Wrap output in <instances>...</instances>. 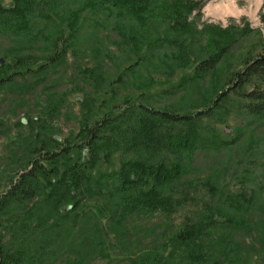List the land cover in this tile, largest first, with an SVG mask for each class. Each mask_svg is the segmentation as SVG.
<instances>
[{
  "label": "trees",
  "instance_id": "16d2710c",
  "mask_svg": "<svg viewBox=\"0 0 264 264\" xmlns=\"http://www.w3.org/2000/svg\"><path fill=\"white\" fill-rule=\"evenodd\" d=\"M208 1L0 0V100L22 97L21 111L30 93L47 100L37 104L45 116L29 109L21 119L40 130L0 195V214L22 240L17 251L0 248V264H28L48 234L61 248L106 255L122 242L134 264H247L261 253L264 171L249 160L259 141L246 127L264 128V37L245 19L200 28ZM87 26L110 41L85 39ZM160 72L179 75L158 86ZM60 74L70 76L57 82ZM70 89L82 93L75 126L65 138L48 135L75 114L64 110ZM190 92L209 103L192 112L161 106ZM221 109L247 119L233 137L205 122ZM237 150L244 171L205 176L195 166L198 155Z\"/></svg>",
  "mask_w": 264,
  "mask_h": 264
},
{
  "label": "rangeland",
  "instance_id": "374dc122",
  "mask_svg": "<svg viewBox=\"0 0 264 264\" xmlns=\"http://www.w3.org/2000/svg\"><path fill=\"white\" fill-rule=\"evenodd\" d=\"M12 3L13 0H4L5 5H10ZM263 3L264 0H210L203 8V17L198 25L201 28L202 22L206 21L213 22L221 26H228L231 23L242 24L243 19H245V21L249 22L253 28H260L261 34H263L264 37V22L261 20ZM88 29L89 26H87L85 30ZM88 31V33L85 32L84 34L85 39L97 38L98 40L103 41L104 45L110 41V39L102 33L95 32L92 29H89ZM245 43L247 45L249 44L247 42ZM246 44L241 47L239 46L240 48L237 49H241L240 51H243L246 47H248ZM92 50H94V48ZM5 62L6 59L0 56V65ZM70 62L71 61H69V63ZM159 68L161 70L164 69L162 67ZM159 74L163 84H159L158 86L176 81L177 76L179 75H177L176 72L171 75L165 72H160ZM69 76L70 75L60 74L57 78L62 77L60 78L61 81L57 82H62L66 78H69ZM67 93L64 110L67 109L75 114L69 113L67 118H62L59 131L58 129L52 130L51 128L47 132L48 135L54 136L55 134H59L65 138L75 126L80 111L79 99L82 97V93L74 92V89H70ZM202 94H205V92ZM0 96L6 97L7 95H5V93H1ZM32 96V93L26 95V98L28 99L25 101V104L28 105V107L22 111L20 109L21 107L15 109V104L23 102L22 97L19 98L16 94L9 97L10 99L15 100L13 103H10L8 97L7 102L5 100H0V102H3V104L0 103L2 108L7 109L9 107L7 115L1 114L0 112V121L4 120V123L0 125V195L8 188L10 179L15 176L17 172L26 164L27 154L24 152V148L27 147L31 136L35 135L40 130V127H32L21 123V119L27 117L28 115L26 110L29 111L30 109L32 115L39 114L45 116L43 110L39 109V106L37 105L40 101L43 103V106H47L45 95L36 96L34 98H32ZM208 99H210V97L207 93L202 96L196 94V92H190L183 97L175 96L171 100H168L166 105L161 104V106H166L176 112H192L204 108L210 101ZM221 111H223L221 115H218L220 112L219 110L217 112L218 114H216L218 116L215 115L207 118L205 122L210 125L209 129L214 128L223 137H233L237 132V127L239 125H243L247 119H243L241 114L234 109H221ZM71 116L72 119H69ZM246 129L247 132L251 134V137L253 135L259 141V144L254 147L255 149L250 154L253 158H249V160L256 162L254 166H256L258 162V165L256 166V172L258 174L259 172L264 171V165L262 162L264 160V128L260 129L259 125L255 126V128L253 125H248ZM249 141L250 140L248 139L246 142L249 143ZM238 150L235 151V153H231L228 157L225 155H215L213 157L198 155L196 157L195 166H197L201 173H203V175L205 174V176L212 171V168H216V170L221 171L225 170L223 169L224 166L230 168L228 174H232V170L244 171V167L246 166L248 160H244L246 163H243V161L239 162V159L243 158V153ZM250 168L248 167L246 170L253 172ZM106 200L107 198L102 199L101 197L97 199V201L100 202H106ZM38 207L41 208V205L39 204ZM33 208L37 211V207L34 206ZM12 209L13 210L11 212L16 211L15 208ZM28 212L29 210L23 212L21 216L26 215ZM6 220L7 217L0 214V248L10 247L11 251H17V249L21 248L20 241L22 242V240L19 238L21 234H18L19 237L13 238L15 234L9 230L7 226L9 222ZM73 222L76 224L79 222V219L72 220L71 223ZM32 241L35 242L36 237L33 236ZM60 241L63 240L61 239ZM38 242V244L36 243L33 245V249L35 250L37 247L40 251H31L32 256L28 260V264H134L133 262L136 259V257L131 254L132 251H128L123 247L124 243L122 242L109 245L110 247L107 255L94 246V248H90L89 250H80L76 243L73 247H71V249L61 248V243H59L58 240H54L50 234L44 236L42 239H39ZM143 248L146 249V246ZM2 257L3 254L0 251V260ZM247 264H264V248L261 250V253L258 252L252 254Z\"/></svg>",
  "mask_w": 264,
  "mask_h": 264
}]
</instances>
